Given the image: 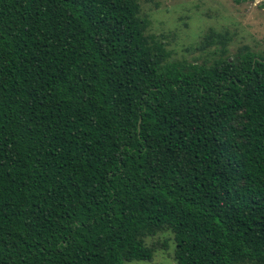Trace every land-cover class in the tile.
<instances>
[{"label":"trees","instance_id":"16d2710c","mask_svg":"<svg viewBox=\"0 0 264 264\" xmlns=\"http://www.w3.org/2000/svg\"><path fill=\"white\" fill-rule=\"evenodd\" d=\"M139 0H0V264H264V56L171 59ZM165 241L160 246L165 247Z\"/></svg>","mask_w":264,"mask_h":264},{"label":"rangeland","instance_id":"374dc122","mask_svg":"<svg viewBox=\"0 0 264 264\" xmlns=\"http://www.w3.org/2000/svg\"><path fill=\"white\" fill-rule=\"evenodd\" d=\"M140 16L147 18V33L162 35L171 59L201 62L209 59L213 46L199 48L202 36L209 31L226 33L227 48L234 54L247 46L264 56V0H139ZM165 241V247L160 243ZM153 247L148 261L127 264H175L173 244L166 231L144 238Z\"/></svg>","mask_w":264,"mask_h":264}]
</instances>
